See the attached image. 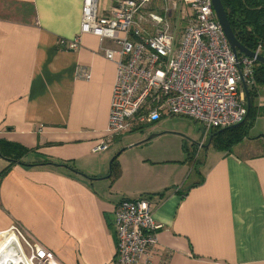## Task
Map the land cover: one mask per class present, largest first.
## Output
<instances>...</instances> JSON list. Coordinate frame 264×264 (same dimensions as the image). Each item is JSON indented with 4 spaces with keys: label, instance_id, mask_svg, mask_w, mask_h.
<instances>
[{
    "label": "crops",
    "instance_id": "1",
    "mask_svg": "<svg viewBox=\"0 0 264 264\" xmlns=\"http://www.w3.org/2000/svg\"><path fill=\"white\" fill-rule=\"evenodd\" d=\"M114 3L96 0L102 14ZM81 9L82 0H0V143L20 154L11 164L0 155V235L17 225L60 264H115L114 210L143 197L161 227L150 263L137 264H264V85L253 135L203 147L199 124L194 165L169 150L122 155L146 135L93 152L116 75L104 51L118 45L80 32ZM76 36V49L58 43ZM161 119L146 134L164 132Z\"/></svg>",
    "mask_w": 264,
    "mask_h": 264
},
{
    "label": "built area",
    "instance_id": "2",
    "mask_svg": "<svg viewBox=\"0 0 264 264\" xmlns=\"http://www.w3.org/2000/svg\"><path fill=\"white\" fill-rule=\"evenodd\" d=\"M151 0H115L102 14L96 0H82L80 32L106 37L118 49H106L104 56L116 65L115 81L106 127V137L92 147L106 150L123 132L147 126L163 117H187L202 126V140L213 131L243 122L247 113V88L253 86L255 58L233 54L218 23L211 0H178L188 7L186 24L177 36L166 20L148 13L156 33L144 34L141 11ZM172 4V8L176 7ZM140 19V20H139ZM59 45L76 49L79 37ZM264 56V45L254 50ZM77 77L89 79L88 68ZM115 264H137L142 255L150 263L161 227L151 213L150 203L141 197L122 199L114 210ZM13 229V228H11ZM27 245L30 264H60L53 253L17 228Z\"/></svg>",
    "mask_w": 264,
    "mask_h": 264
},
{
    "label": "rangeland",
    "instance_id": "3",
    "mask_svg": "<svg viewBox=\"0 0 264 264\" xmlns=\"http://www.w3.org/2000/svg\"><path fill=\"white\" fill-rule=\"evenodd\" d=\"M173 2L177 4L174 8L171 7ZM150 12H153L155 15L163 17L169 25V30L178 36L186 24V19L184 18V16L189 13V9L184 5H180L178 0H151V2L148 3L145 8L141 11V13L144 14L141 16V24L143 27L144 34L147 35H152L156 33L158 27L160 26L155 24L153 25L148 14ZM161 120L165 121L163 125L165 128V130H163L164 132H162L159 136L151 138L150 140L145 139L149 135H153L156 133L153 132L146 134L149 126H141V130L138 129L133 132H123L121 133V135L117 136V138L115 139V143L120 139L122 141L133 140L139 139L143 135H146L145 137H143L144 140H142L143 138H141V141L138 140L139 142H135V147L125 149L122 155L124 153H126L127 156H129L130 153H135L136 155H139L141 150H169V153H171L172 155H175L176 157H182L186 161L188 157H191L190 160L192 165H194V163H198L203 153V148L198 146L200 144L199 140L201 138V133L199 131L200 125L194 120L187 117H164ZM253 133L254 131H248L247 136L243 137L239 142L233 144L230 148L244 141V139H246L248 135H253ZM209 136L210 135L207 134V136L203 138V143H207V141L209 140ZM113 143L114 141L111 144ZM17 228L18 226L15 225L13 229L8 231V233H14L17 236L25 256L28 257L29 249L27 245L21 240L20 236L16 233L15 230ZM4 238L5 236L0 235V248Z\"/></svg>",
    "mask_w": 264,
    "mask_h": 264
},
{
    "label": "trees",
    "instance_id": "4",
    "mask_svg": "<svg viewBox=\"0 0 264 264\" xmlns=\"http://www.w3.org/2000/svg\"><path fill=\"white\" fill-rule=\"evenodd\" d=\"M221 3L235 38L243 46L254 51L258 44L264 45V0H221ZM253 80V86L246 87L250 102L248 115L245 116L243 122L235 127H227L223 131H213L210 145L219 149H230L233 144L247 136L248 128L255 119L254 99L258 96L257 87L264 85V64L255 62ZM14 149V145L8 142L0 143V155L6 158L10 162L9 164L16 162L20 157L19 152ZM112 164L113 162L110 172Z\"/></svg>",
    "mask_w": 264,
    "mask_h": 264
},
{
    "label": "water",
    "instance_id": "5",
    "mask_svg": "<svg viewBox=\"0 0 264 264\" xmlns=\"http://www.w3.org/2000/svg\"><path fill=\"white\" fill-rule=\"evenodd\" d=\"M211 4H212V8H213V11H214V14H215V17L218 21V23L220 24L222 30H223V33L225 35V38L227 39V42L233 52V54L237 57L238 54H243L247 57H251V58H255V60L261 64H264V56L260 55V54H256L254 51L246 48L245 46H243L234 36L233 34V31L230 27V24L228 22V19H227V16H226V12L223 8V5L221 3V0H211ZM241 84H242V87H243V90H244V93H245V96H246V106H247V113H246V116L248 115V112H249V108H250V102H249V99L247 97V88L245 86V83H244V79L241 75ZM237 126L236 125H233V126H230V127H235ZM224 129L226 128H222L218 131H223ZM156 135L158 134H153V135H149L146 140H149L153 137H155ZM212 138V134H210L209 136V140L206 144H202L203 147H206L210 144V140ZM132 145H135V144H132ZM130 145V146H132ZM129 147V146H128ZM124 148H121V151L123 150ZM6 159V158H4ZM113 159V158H112ZM83 177H87L85 175H82ZM89 178V177H87Z\"/></svg>",
    "mask_w": 264,
    "mask_h": 264
},
{
    "label": "bare ground",
    "instance_id": "6",
    "mask_svg": "<svg viewBox=\"0 0 264 264\" xmlns=\"http://www.w3.org/2000/svg\"><path fill=\"white\" fill-rule=\"evenodd\" d=\"M1 235L5 238L0 248V264H30L17 236L8 232Z\"/></svg>",
    "mask_w": 264,
    "mask_h": 264
},
{
    "label": "flooded vegetation",
    "instance_id": "7",
    "mask_svg": "<svg viewBox=\"0 0 264 264\" xmlns=\"http://www.w3.org/2000/svg\"><path fill=\"white\" fill-rule=\"evenodd\" d=\"M210 135V134H209ZM211 141V140H210ZM208 142V141H207Z\"/></svg>",
    "mask_w": 264,
    "mask_h": 264
}]
</instances>
